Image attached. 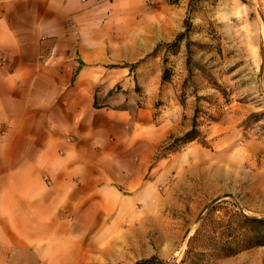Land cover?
Listing matches in <instances>:
<instances>
[{"label":"rangeland","instance_id":"obj_1","mask_svg":"<svg viewBox=\"0 0 264 264\" xmlns=\"http://www.w3.org/2000/svg\"><path fill=\"white\" fill-rule=\"evenodd\" d=\"M90 2L74 40L105 38L109 57L131 59L95 66L108 88L93 121H147L138 150L154 145L155 163L179 157L143 195L159 207L137 249L153 247L151 264H264L245 219L264 218V0H165L135 18ZM180 111L181 134L185 123H165Z\"/></svg>","mask_w":264,"mask_h":264},{"label":"crops","instance_id":"obj_2","mask_svg":"<svg viewBox=\"0 0 264 264\" xmlns=\"http://www.w3.org/2000/svg\"><path fill=\"white\" fill-rule=\"evenodd\" d=\"M90 1L0 0V264H134L155 254L137 249L159 207L143 195L179 157L155 163L154 145L138 150L147 121H93L108 88L95 66L131 59L109 57L105 38L74 40ZM113 1L109 18L165 0ZM160 37L151 32L149 44ZM181 115L165 121L176 131L185 123L180 134Z\"/></svg>","mask_w":264,"mask_h":264},{"label":"trees","instance_id":"obj_3","mask_svg":"<svg viewBox=\"0 0 264 264\" xmlns=\"http://www.w3.org/2000/svg\"><path fill=\"white\" fill-rule=\"evenodd\" d=\"M189 30H190V25H185L184 32L177 34V36H176V38L173 41L171 46H176L178 44V42L188 34ZM193 122H195V121H193ZM194 126H195V123L193 125V128H194ZM194 132H195V130L193 129L189 133L185 134L183 137L177 138L174 140H176L177 142L178 141L187 142L189 140H193L191 137V134ZM245 219H246V223L248 225V229L252 233V237H255L254 240L256 242L254 245L264 246V218L246 217ZM229 254L227 253V255H229ZM232 254H234V253H232ZM154 259H155V256L150 257L148 259L137 261L134 264H151L154 261ZM181 263H183V260Z\"/></svg>","mask_w":264,"mask_h":264}]
</instances>
